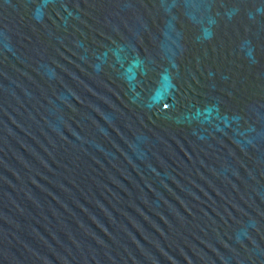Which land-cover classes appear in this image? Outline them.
<instances>
[{"label":"water","instance_id":"water-1","mask_svg":"<svg viewBox=\"0 0 264 264\" xmlns=\"http://www.w3.org/2000/svg\"><path fill=\"white\" fill-rule=\"evenodd\" d=\"M0 264H264V0H0Z\"/></svg>","mask_w":264,"mask_h":264}]
</instances>
